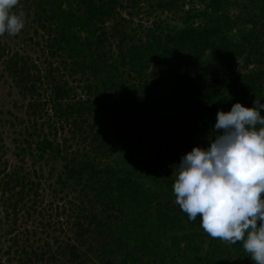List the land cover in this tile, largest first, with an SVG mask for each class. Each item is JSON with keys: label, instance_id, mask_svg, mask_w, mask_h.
<instances>
[{"label": "trees", "instance_id": "obj_1", "mask_svg": "<svg viewBox=\"0 0 264 264\" xmlns=\"http://www.w3.org/2000/svg\"><path fill=\"white\" fill-rule=\"evenodd\" d=\"M122 1L25 0L21 31L33 26L34 35L45 40L46 48L35 44L49 64L47 75L33 72L36 65L19 53L4 60L0 46V79L11 80L28 101L21 109L29 138H37L36 158L62 160L61 189L80 197V214L73 211L62 230L66 239L54 236L44 250L34 249L35 243L14 249L15 240L3 247L0 241V264H254L242 241L214 239L199 217L188 219L172 197L169 172L194 147L210 146L218 111L228 112L236 102L252 107L256 98L264 102L257 34L264 11L250 16L245 7L242 20H234L250 26L238 44L221 27H208V12L217 11L218 0L204 6L201 25L194 23V9L180 23L187 0H155L153 13L160 19L141 35L120 9L131 10L140 0L128 6ZM21 9L19 1L13 12ZM255 55L261 59L253 61ZM243 57L246 67L259 69L243 72ZM46 121L55 124L49 133ZM66 128L72 141L85 144L84 153L65 154L69 140H57ZM25 143L21 153L32 148L29 139ZM23 170L4 159L0 139V186L14 216L33 192Z\"/></svg>", "mask_w": 264, "mask_h": 264}, {"label": "rangeland", "instance_id": "obj_2", "mask_svg": "<svg viewBox=\"0 0 264 264\" xmlns=\"http://www.w3.org/2000/svg\"><path fill=\"white\" fill-rule=\"evenodd\" d=\"M19 1H21L23 6V9L18 13L20 16L28 7L24 2L25 0ZM122 3L124 6L131 5L129 0H123ZM208 3L209 0H206L205 3L200 2V0H187L179 18L180 23H183L182 20L185 18V13L190 9H194L198 15L194 23L196 25L204 23L206 20H204L201 13L203 12L204 6ZM155 4V0H140L131 10L125 11L120 8L126 18L132 19L131 30H136L137 33L141 35L142 30L151 27L154 20L159 21L160 18H155L157 14L153 13ZM263 4L264 0H218L217 11L210 9L208 12V27L210 29L214 26L221 27V29L229 33L230 38H232L235 43L240 44L242 42L240 40V35L245 33L250 26L248 24L237 26L234 20H242L244 17L242 10H244L245 7L246 14L250 16L256 13L260 14V12L262 14L264 11ZM129 11L133 13V15L130 16L128 14ZM165 17L166 16H163L162 19H165ZM22 18L24 20L23 29L26 30L25 17ZM32 19L33 17L31 16L28 20L32 21ZM140 25L142 26L141 28L139 27ZM33 29L34 27L31 26L30 29L27 28L29 33L20 31L16 35H8L5 33L0 36L1 49L6 52L5 56L2 58L5 60L7 57L19 53L23 57H28L30 64L34 63L36 65L37 68H35L33 72L41 71L43 74L47 75L50 69L49 64L44 61L42 54L38 53L39 47L35 44L40 43L42 47L46 48V42L40 36H35ZM257 34L260 37V44L258 45L261 47L259 55H262V60L264 61V26L258 27ZM33 35L34 42L30 43L29 37ZM260 59L261 57L257 55L253 57V61ZM2 61H0V73H5ZM239 64L244 69L243 72L259 69V66L256 64H250L246 67L247 62L245 57L239 60ZM56 66L57 64L54 63L53 68ZM262 69H264V67ZM65 75L66 73L64 76ZM55 76L60 79V72H56ZM64 79L68 80L67 76H65ZM22 105H28V101H24L19 95L13 82L11 80L7 82L0 79V139L2 141L4 159L11 168L23 167L24 170L22 173H26V175L29 176L30 182L33 183V192L28 194V197L23 202L26 203L27 207L19 211L17 216L7 211V204L4 205V203L6 202L8 194L3 195L2 187L0 186V237L3 235L0 241L3 247L5 244L6 246L14 244L13 240H15L19 245L16 244L14 249L29 245V243H35L34 249L44 250V248H46V243L52 245L54 236L60 239H66V231L62 232V230L67 229V218L73 211L80 214L78 213L80 197L78 192L68 194L65 189H61L58 176L62 170V160L51 156H45L43 160L36 158L37 155H39L35 149V141L37 138H29V133H32V130L29 129L26 131L30 124L27 113L21 109ZM44 123V130L46 133H49V127H53L55 124H53V121H46ZM68 129L69 128H66L64 132L61 131L59 133L57 142L65 145L63 140H69L66 146L67 148L71 147V149L65 152L67 155H71V152L77 149H81V153H84L85 144L79 145L77 142L72 141ZM28 139L31 141L32 148L25 153H21L20 149L27 146L25 141H28ZM174 172L175 168L169 172V177L175 182L176 177L173 176ZM1 179L2 176L0 177V182ZM28 188H26V190H29ZM19 189L20 188H17L16 192L19 191ZM35 193H37V196ZM172 197H175V195L172 194ZM15 219H17L16 224H14ZM12 229H14L13 234L10 233ZM1 257L2 256H0V260L4 261Z\"/></svg>", "mask_w": 264, "mask_h": 264}, {"label": "clouds", "instance_id": "obj_3", "mask_svg": "<svg viewBox=\"0 0 264 264\" xmlns=\"http://www.w3.org/2000/svg\"><path fill=\"white\" fill-rule=\"evenodd\" d=\"M0 0V36L18 34L24 20ZM264 102H236L218 111L210 146L194 147L175 166L173 193L190 221L212 238L236 244L264 264ZM259 126V127H258Z\"/></svg>", "mask_w": 264, "mask_h": 264}]
</instances>
